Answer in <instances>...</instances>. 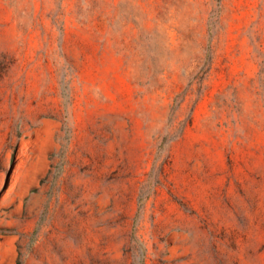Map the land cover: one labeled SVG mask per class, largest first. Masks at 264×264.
Segmentation results:
<instances>
[{"label":"rangeland","instance_id":"1","mask_svg":"<svg viewBox=\"0 0 264 264\" xmlns=\"http://www.w3.org/2000/svg\"><path fill=\"white\" fill-rule=\"evenodd\" d=\"M0 264H264V0H0Z\"/></svg>","mask_w":264,"mask_h":264},{"label":"bare ground","instance_id":"2","mask_svg":"<svg viewBox=\"0 0 264 264\" xmlns=\"http://www.w3.org/2000/svg\"><path fill=\"white\" fill-rule=\"evenodd\" d=\"M26 144L24 143L23 144V150L24 151H26ZM20 160H21V164H23V161L25 160V158L22 156L21 158H20ZM17 177H18V173H17V175L14 177V179L12 180V182H11V185L13 186L14 185V183H15V181L17 180Z\"/></svg>","mask_w":264,"mask_h":264}]
</instances>
